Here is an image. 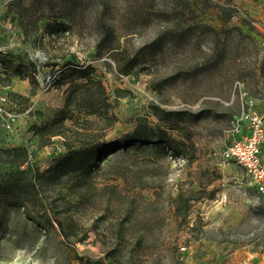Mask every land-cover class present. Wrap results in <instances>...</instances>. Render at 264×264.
Segmentation results:
<instances>
[{"label":"rangeland","instance_id":"374dc122","mask_svg":"<svg viewBox=\"0 0 264 264\" xmlns=\"http://www.w3.org/2000/svg\"><path fill=\"white\" fill-rule=\"evenodd\" d=\"M257 2L0 0V148L26 147L47 180L37 205H15L20 191L9 185L20 177L2 186L0 153V264H264V204L246 169L223 155L237 135L235 81L264 104ZM54 21L66 26L49 35ZM126 57L136 65L120 77ZM72 65L90 66L103 89L82 87ZM162 132L186 154L156 143ZM92 138L116 147L84 182L58 180L56 161ZM179 192L191 196L184 218ZM60 193L87 231L82 242L66 240L53 219L64 215Z\"/></svg>","mask_w":264,"mask_h":264},{"label":"trees","instance_id":"16d2710c","mask_svg":"<svg viewBox=\"0 0 264 264\" xmlns=\"http://www.w3.org/2000/svg\"><path fill=\"white\" fill-rule=\"evenodd\" d=\"M65 23L54 21L46 24L47 32L49 35H54L55 33L62 31L65 28ZM68 65V64H66ZM79 65V64H76ZM136 65V61L132 57H126L123 59V62L119 63L120 73H127L132 70ZM69 69L70 73L85 78V82L82 84V87L90 86L91 84L97 83L100 88L103 89L102 85L99 82H96L93 79V76L90 75L92 68L90 66H71ZM262 72H264V58L260 66ZM156 110H160L158 106H153ZM38 133L43 134L45 128H40L37 130ZM148 133H152L153 130H148ZM148 133H136L137 139L134 141L141 142L142 144L153 143L151 136ZM156 143L168 147L169 150L173 152L186 154L185 147L186 145L179 140L172 139L168 135L162 132L159 140H156ZM132 142H124L120 148L124 146L131 145ZM116 146L111 142H105L99 138L87 139L80 142L77 146H69V149L64 153L57 161L56 164L51 168V172L56 174L58 180H61L65 183L68 182L69 177L76 176L79 183L85 181L92 171V169L97 165L101 157L107 153H111ZM0 153L2 155V162L6 163L9 166L8 171L6 172L5 180H2V186L12 179L13 176L18 175L20 178L16 182L10 183L9 187H18L20 191L19 194L14 198L15 205L25 206L27 202H30L32 205H37L40 200V188L43 184L47 183L45 178V173L40 172L35 168L28 157V151L26 147L15 146L10 148H0ZM26 165V168L21 169L23 165ZM5 181V182H4ZM1 184V183H0ZM20 184V186H19ZM40 187V188H39ZM75 184H70L68 186V193H75ZM202 190L198 191V194ZM212 194L211 197H213ZM59 199L63 201L64 210L63 216L55 215L53 219L55 220L57 227L61 235L66 240H72L73 242H82L86 236L87 231L85 228L80 226L74 216L70 213V209L67 211V205L72 206L70 200L66 198L65 195L59 194ZM191 196H188L182 192H179L175 197V213L184 218L188 209L190 207ZM46 211V208H44ZM29 212V210H27ZM35 212V211H34ZM30 213V212H29ZM46 215V221L52 224V219L50 216ZM81 264H97V262L92 261L89 258L78 257L77 258Z\"/></svg>","mask_w":264,"mask_h":264},{"label":"built area","instance_id":"2783aa9c","mask_svg":"<svg viewBox=\"0 0 264 264\" xmlns=\"http://www.w3.org/2000/svg\"><path fill=\"white\" fill-rule=\"evenodd\" d=\"M117 74L120 77L125 75ZM136 84H140V81L137 80ZM234 92L241 104L240 112L231 121L232 132L237 135L225 146L223 155L246 169L264 204V110L259 109V99L248 94L241 81H235ZM5 101L6 96L0 93V113ZM8 116L11 121L14 120L12 114L8 113Z\"/></svg>","mask_w":264,"mask_h":264},{"label":"crops","instance_id":"0c3cea01","mask_svg":"<svg viewBox=\"0 0 264 264\" xmlns=\"http://www.w3.org/2000/svg\"><path fill=\"white\" fill-rule=\"evenodd\" d=\"M251 10L255 14L256 19L259 21L260 25L263 26L264 25V2L252 3ZM0 75H3V74L0 72ZM10 78H11L10 83L12 84L16 82V80L18 79V76L12 75L10 76ZM260 110H264V104H263V107L260 108ZM263 159H264V154H263Z\"/></svg>","mask_w":264,"mask_h":264}]
</instances>
